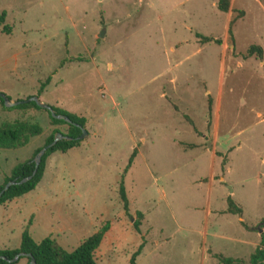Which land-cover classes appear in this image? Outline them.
<instances>
[{"label": "rangeland", "instance_id": "obj_1", "mask_svg": "<svg viewBox=\"0 0 264 264\" xmlns=\"http://www.w3.org/2000/svg\"><path fill=\"white\" fill-rule=\"evenodd\" d=\"M217 2L0 0L10 27L0 92L84 116L87 132L47 156L33 190L0 205V249L18 247L26 229L71 250L108 222L97 264H129L140 243L136 264L249 260L258 241L242 225L264 231V56L246 51L264 48V0H229L227 11ZM16 119L43 131L0 148V184L54 128L67 132L45 110L0 103V122ZM228 197L240 213L227 212Z\"/></svg>", "mask_w": 264, "mask_h": 264}, {"label": "trees", "instance_id": "obj_2", "mask_svg": "<svg viewBox=\"0 0 264 264\" xmlns=\"http://www.w3.org/2000/svg\"><path fill=\"white\" fill-rule=\"evenodd\" d=\"M229 5V0H218L217 7L221 11H227ZM6 12L3 10L0 12V31L4 33L10 32V27L5 23ZM203 40L210 41L209 37H203ZM247 54L252 55L256 54L258 57L262 55V48L259 45H250L247 49ZM49 78L46 79V82ZM0 103L4 109H18L22 112H36L38 110H45L48 114V118L50 120V124L67 125V132L63 133L57 127L52 130V132L45 138L43 145L37 147L32 155L21 161L16 163L10 171L8 176L4 177L3 183L0 184V191L4 187L5 183L9 180L19 181L22 178L29 176L34 169V156L38 152L41 147L50 143L53 139V135L55 132L62 133L63 136L67 138H63L58 140L53 146L46 149L44 154L41 157L40 163L36 169L35 174L27 181L22 183H16L10 185L6 190H4L0 195V205L9 201L15 197H19L32 189L35 188L37 183L42 178L46 158L52 152L61 151L64 152L69 148L77 146L79 144L80 139L77 137L81 133V128L85 125V117L81 115H77L75 113L69 112L63 108L57 106H51L52 109L58 113L66 115L70 122H67L63 119L55 118L50 115V112L38 106L34 101H27L24 103H19L14 106L6 107L3 105V99L0 97ZM208 110L210 111V103L208 104ZM43 131V128L39 122H31L26 119H16L13 121H2L0 122V148L4 149H15L21 148L25 146L32 137L40 135ZM220 155V153H216ZM135 155V150H133L131 156L129 157L127 166L130 165L133 157ZM119 197L122 202L123 209L125 213H128V199L125 194V189L120 184L119 187ZM228 208L227 212L231 213H240L241 209L237 207L234 201L228 197ZM138 216H141V212H137ZM139 224L138 220L133 222L134 229L139 232ZM109 228L108 222H105L102 226H100L96 231L92 234L84 238L77 246H75L71 250H67L63 248L54 238L45 237L39 241H35L30 234L25 229L20 237V243L18 247L15 248H1L0 249V264H8L9 260L12 259L16 254L23 252L26 254H30L31 256H20L16 261L12 262V264H16L21 258L26 259L25 264H29L31 258H34V264H97L95 260L94 253L96 249L99 247L104 234ZM142 243L138 246L137 250L132 253L129 258V264H136V256L139 254ZM219 261L221 264H264V234H261L260 246H258L254 252L250 255L249 260L243 261L238 258L232 257H220Z\"/></svg>", "mask_w": 264, "mask_h": 264}, {"label": "water", "instance_id": "obj_3", "mask_svg": "<svg viewBox=\"0 0 264 264\" xmlns=\"http://www.w3.org/2000/svg\"><path fill=\"white\" fill-rule=\"evenodd\" d=\"M0 97L3 99V102H4L5 106H7V107L14 106V105H17L19 103H24V102H27V101H34L41 108L47 109L50 112V115L52 117L63 119L65 121H67V122H70V119L66 115L56 113L49 104H47L45 102H42L41 100H39L37 98V96L29 97L26 100L12 101L4 93L0 92ZM86 135H87V132H86L85 128L82 127L81 128V133H80V135L77 138L81 139V138H83ZM63 138H67V137L63 136L62 133H60L58 131L55 132L54 135H53L52 141L50 143L44 145L43 147H41V149H39L38 152L35 154V156L33 158V160H34V169H33L32 173L29 176H26V177L22 178L19 181H16V180L7 181L5 183V185H4V187L1 189L0 195L10 185L16 184V183H22V182H25V181L29 180L35 174L36 169H37V167H38V165L40 163L41 157L44 154V152L46 151V149L51 147V146H53L58 140L63 139ZM25 255L26 256H31L30 254H26V253L20 252V253L16 254L12 259H10L8 261L9 262L8 264H12V262L16 261L20 256H25ZM34 263H35L34 258H31V261H30L29 264H34Z\"/></svg>", "mask_w": 264, "mask_h": 264}, {"label": "crops", "instance_id": "obj_4", "mask_svg": "<svg viewBox=\"0 0 264 264\" xmlns=\"http://www.w3.org/2000/svg\"><path fill=\"white\" fill-rule=\"evenodd\" d=\"M229 28V27H228ZM198 34H200V33H198ZM259 46H261V45H259ZM261 48H262V55L264 56V48L261 46ZM261 55V57H259V58H262L263 59V56ZM263 61V63H264V59L262 60ZM262 64V63H261ZM263 65V64H262ZM264 66V65H263ZM172 83H176V79L175 78H172ZM221 86H223L222 85V83H221V85L219 86V88H221ZM207 92H208V94L211 96V94L209 93V91H205V94L207 95ZM219 94H220V92L218 91V95H217V101H218V99H219ZM212 98V97H211ZM214 98H212V105L210 106V111L208 110V109H206V113H205V124L208 126V125H210V123H211V120H208L207 119V110L209 111V115H210V117H213V116H216L215 115V112H214ZM189 121L191 122V125L194 127V124H193V121L191 120V118L189 117ZM195 128V127H194ZM198 131V130H197ZM216 149L215 150H211V157H212V159H215L216 158ZM210 185H212L211 183H210ZM33 190V189H32ZM24 195V194H23ZM22 196V195H21ZM20 197V196H19ZM223 212H225L226 211V209H223L222 210ZM140 212V211H139ZM143 213L141 212V215H142ZM143 218H144V214H143ZM139 228H141V226L139 227ZM242 228H243V231H244V233H246V234H255V237L257 238V241H258V246H260V240H261V229H255V227H250V226H248V225H242ZM263 233H264V231H263ZM242 241V240H241ZM244 242L245 241H247V239L246 240H243ZM257 246V247H258Z\"/></svg>", "mask_w": 264, "mask_h": 264}]
</instances>
